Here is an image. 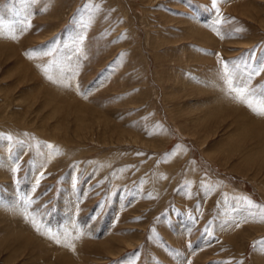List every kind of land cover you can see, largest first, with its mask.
I'll return each instance as SVG.
<instances>
[{"label": "rangeland", "instance_id": "obj_1", "mask_svg": "<svg viewBox=\"0 0 264 264\" xmlns=\"http://www.w3.org/2000/svg\"><path fill=\"white\" fill-rule=\"evenodd\" d=\"M224 64L264 100V0H0V264H264Z\"/></svg>", "mask_w": 264, "mask_h": 264}, {"label": "snow or ice", "instance_id": "obj_2", "mask_svg": "<svg viewBox=\"0 0 264 264\" xmlns=\"http://www.w3.org/2000/svg\"><path fill=\"white\" fill-rule=\"evenodd\" d=\"M213 5L215 6V0H213ZM14 38V37H13ZM239 66H235L232 69H229L227 64L223 65V75L222 79H224L225 84L227 86V90L230 93L235 94L237 99L243 100L246 104H248L249 107L253 109V111L260 112L264 114V100H261L258 104H254L252 101L247 99L248 96L253 94V89H251L247 83V81H242L241 79L237 78V69ZM44 70L47 72L48 67L46 66ZM51 79V77H49ZM251 76L249 75L248 79H250ZM8 139H11V136L7 137ZM48 147H52L51 145H48ZM264 243V242H262Z\"/></svg>", "mask_w": 264, "mask_h": 264}, {"label": "bare ground", "instance_id": "obj_3", "mask_svg": "<svg viewBox=\"0 0 264 264\" xmlns=\"http://www.w3.org/2000/svg\"><path fill=\"white\" fill-rule=\"evenodd\" d=\"M196 33H197V32H196ZM196 33H195V34H196ZM204 33H205V32H204ZM197 34H198V33H197ZM202 34H203V33H202ZM9 49H10V48H9ZM11 50H12V49H11ZM8 52H9V51H8ZM10 52H11V51H10ZM12 54H13V53H12ZM13 56H14V55H13ZM61 101H62V100H61ZM57 102H58V101H57ZM56 106H57V105H56ZM56 108H57V107H56ZM72 115H73V114H72ZM96 121H97V120H96ZM82 125H83V124H82ZM82 125H81V126H82ZM84 128H85V127H84ZM82 129H83V128H82ZM249 130H250V129H249ZM255 131H257V130H255ZM255 131H253L252 133H254ZM248 132H249V131H248ZM248 132H247V133H248ZM254 134H255V133H254ZM256 136H257V134H256L254 137L256 138ZM240 137H241V136H240ZM243 137H244V136H243ZM245 137H246V135H245ZM251 139H252V138H251ZM252 140H253V139H252ZM254 151H255V150H254ZM258 153H259V151H258ZM258 153H257V154H258ZM255 154H256V153H255ZM258 156H259V155H258ZM256 157H257V156H256ZM256 157H255V158H256ZM247 158H248V157H247ZM255 160H256V159H255ZM60 264H61V263H60Z\"/></svg>", "mask_w": 264, "mask_h": 264}]
</instances>
